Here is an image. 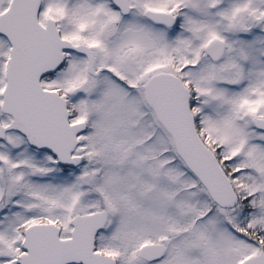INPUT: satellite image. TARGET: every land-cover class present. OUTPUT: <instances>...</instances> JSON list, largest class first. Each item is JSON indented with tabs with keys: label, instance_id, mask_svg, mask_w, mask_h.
Wrapping results in <instances>:
<instances>
[{
	"label": "snow or ice",
	"instance_id": "1",
	"mask_svg": "<svg viewBox=\"0 0 264 264\" xmlns=\"http://www.w3.org/2000/svg\"><path fill=\"white\" fill-rule=\"evenodd\" d=\"M0 264H264V0H0Z\"/></svg>",
	"mask_w": 264,
	"mask_h": 264
}]
</instances>
